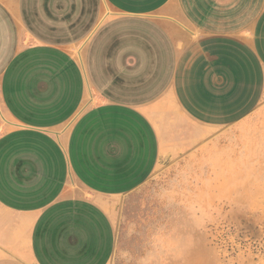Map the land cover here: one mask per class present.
Returning a JSON list of instances; mask_svg holds the SVG:
<instances>
[{
	"label": "crops",
	"instance_id": "crops-1",
	"mask_svg": "<svg viewBox=\"0 0 264 264\" xmlns=\"http://www.w3.org/2000/svg\"><path fill=\"white\" fill-rule=\"evenodd\" d=\"M264 125V0H0V264H110L163 148Z\"/></svg>",
	"mask_w": 264,
	"mask_h": 264
},
{
	"label": "rangeland",
	"instance_id": "rangeland-1",
	"mask_svg": "<svg viewBox=\"0 0 264 264\" xmlns=\"http://www.w3.org/2000/svg\"><path fill=\"white\" fill-rule=\"evenodd\" d=\"M162 189L170 194L164 203L154 198ZM190 205L193 214L207 211L202 227L189 220ZM109 213L110 264H136L157 249L168 264H264V125L244 142L163 148L147 185ZM186 244L180 259L165 252Z\"/></svg>",
	"mask_w": 264,
	"mask_h": 264
},
{
	"label": "clouds",
	"instance_id": "clouds-1",
	"mask_svg": "<svg viewBox=\"0 0 264 264\" xmlns=\"http://www.w3.org/2000/svg\"><path fill=\"white\" fill-rule=\"evenodd\" d=\"M181 176V173H178V178ZM155 199H158L161 201V203H164L166 200L170 198V194L167 192V190H160L155 193ZM209 216L207 214V211H200L198 210L195 214L192 212V206H189V220L193 224L194 227L199 228L202 227L204 223L208 222ZM190 242V237L187 238ZM187 244L184 248H178L176 245H172L171 248L166 247L165 252H172L174 257L176 259H180L183 255V252L187 248ZM155 247V246H154ZM174 250V251H173ZM136 264H168V262L164 259V256L161 255V252L159 249L155 250L152 255L149 257H142L139 260L136 261Z\"/></svg>",
	"mask_w": 264,
	"mask_h": 264
},
{
	"label": "bare ground",
	"instance_id": "bare-ground-1",
	"mask_svg": "<svg viewBox=\"0 0 264 264\" xmlns=\"http://www.w3.org/2000/svg\"><path fill=\"white\" fill-rule=\"evenodd\" d=\"M187 260V259H186ZM189 260H190V258H189ZM192 260V259H191ZM189 263V262H188ZM180 264V263H179ZM184 264V263H183Z\"/></svg>",
	"mask_w": 264,
	"mask_h": 264
}]
</instances>
